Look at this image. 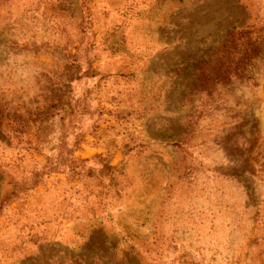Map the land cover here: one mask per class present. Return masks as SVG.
Segmentation results:
<instances>
[{"label":"rangeland","instance_id":"rangeland-1","mask_svg":"<svg viewBox=\"0 0 264 264\" xmlns=\"http://www.w3.org/2000/svg\"><path fill=\"white\" fill-rule=\"evenodd\" d=\"M0 264H264V0H0Z\"/></svg>","mask_w":264,"mask_h":264}]
</instances>
